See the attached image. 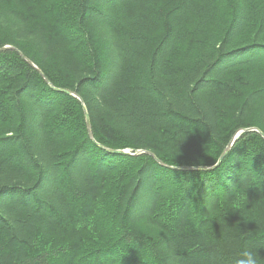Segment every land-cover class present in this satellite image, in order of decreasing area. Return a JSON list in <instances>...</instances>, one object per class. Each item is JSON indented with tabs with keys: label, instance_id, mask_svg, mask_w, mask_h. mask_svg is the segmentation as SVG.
Masks as SVG:
<instances>
[{
	"label": "trees",
	"instance_id": "1",
	"mask_svg": "<svg viewBox=\"0 0 264 264\" xmlns=\"http://www.w3.org/2000/svg\"><path fill=\"white\" fill-rule=\"evenodd\" d=\"M251 128L264 0H0V264H264Z\"/></svg>",
	"mask_w": 264,
	"mask_h": 264
},
{
	"label": "water",
	"instance_id": "2",
	"mask_svg": "<svg viewBox=\"0 0 264 264\" xmlns=\"http://www.w3.org/2000/svg\"><path fill=\"white\" fill-rule=\"evenodd\" d=\"M5 48V47H4ZM2 48V50L4 49ZM40 75L43 77V79L45 80V82H47L52 88L58 90V91H61V92H64L66 94H69V95H72L76 98H78L82 104V109H83V114H84V119H85V123H86V127H87V131H88V134L91 138L92 137V132H91V127H90V119H89V115L87 113V109H86V106L85 104L83 103V100L74 92V91H71L67 88H58V87H54L50 81L47 79V77L42 73V71L38 70ZM247 130H256L258 131L261 136L264 138V133H262L261 131H259L258 129L256 128H251V129H247ZM240 131H244L243 129L240 130ZM236 136L232 138V140L230 141L229 145L224 149V151L221 153L220 157L218 158L217 162L212 165V166H198V167H188V166H182V167H171V168H174V169H182V170H208V169H212L214 167H216L220 162L221 160L223 159V157L225 156V154L227 153L229 147L233 144L234 140H235ZM102 148H104L105 150L109 151V152H115V153H120V154H131V152L128 150V149H112V148H108V147H105L103 145H100ZM147 154L153 156L157 162H159L160 164H164L162 163L153 153L151 152H148L146 151Z\"/></svg>",
	"mask_w": 264,
	"mask_h": 264
},
{
	"label": "clouds",
	"instance_id": "3",
	"mask_svg": "<svg viewBox=\"0 0 264 264\" xmlns=\"http://www.w3.org/2000/svg\"><path fill=\"white\" fill-rule=\"evenodd\" d=\"M246 260L242 261L241 264H257V261L255 258L252 256L251 253L246 254Z\"/></svg>",
	"mask_w": 264,
	"mask_h": 264
}]
</instances>
